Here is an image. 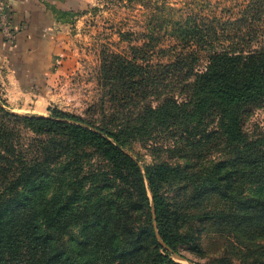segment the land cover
<instances>
[{"label":"trees","instance_id":"16d2710c","mask_svg":"<svg viewBox=\"0 0 264 264\" xmlns=\"http://www.w3.org/2000/svg\"><path fill=\"white\" fill-rule=\"evenodd\" d=\"M111 1L146 8L151 47L102 55L115 127L0 99V264H183L182 248L206 256L205 230L225 251L194 264H264V127L246 129L264 107V0L227 14ZM158 53L173 59L151 63ZM158 137L174 161L146 165L127 149Z\"/></svg>","mask_w":264,"mask_h":264},{"label":"rangeland","instance_id":"374dc122","mask_svg":"<svg viewBox=\"0 0 264 264\" xmlns=\"http://www.w3.org/2000/svg\"><path fill=\"white\" fill-rule=\"evenodd\" d=\"M43 1L56 19V25L53 26L55 48L36 46L37 60L31 62L32 54L21 51L18 56L15 38L10 41L6 37V51L0 56V99L15 113L48 115L58 109L112 129L119 121L114 115L117 113L116 102L111 100L116 89L105 81L102 55L105 51H114L131 60L134 45H142L144 51L150 50V46L144 45L149 41V36L144 32L147 31L144 24L148 19V11L111 0ZM165 1L175 8L215 9L219 14L222 11L227 14L225 11H237L241 0ZM54 6L73 13H66L65 20H58ZM11 33L14 35L13 30ZM170 44L172 42L166 41V49L170 48ZM172 59L173 55L169 53H158L150 58L151 63ZM140 63L149 64V54ZM258 126L264 127V107L255 109L246 123L248 131ZM171 144L172 141L167 137L139 139L129 143L127 149L143 164L150 165L164 159L174 161L175 158L170 156L165 147ZM81 231L80 227L73 230L68 245H78ZM207 231L202 234L207 252L204 258L187 248L181 250L184 256L174 253L173 257L183 264H194L192 259L206 261L207 258L223 254L226 239Z\"/></svg>","mask_w":264,"mask_h":264},{"label":"crops","instance_id":"0c3cea01","mask_svg":"<svg viewBox=\"0 0 264 264\" xmlns=\"http://www.w3.org/2000/svg\"><path fill=\"white\" fill-rule=\"evenodd\" d=\"M3 2L7 4L10 12V26L14 32L18 56L21 51L32 54L31 62H33L37 60L38 55L36 46L55 48L53 26L56 25V19L43 0H4ZM5 39L6 34L0 28V56L6 51Z\"/></svg>","mask_w":264,"mask_h":264},{"label":"built area","instance_id":"2783aa9c","mask_svg":"<svg viewBox=\"0 0 264 264\" xmlns=\"http://www.w3.org/2000/svg\"><path fill=\"white\" fill-rule=\"evenodd\" d=\"M10 25V12L8 6L3 1H0V28L11 41L14 40V35L11 33L12 29Z\"/></svg>","mask_w":264,"mask_h":264},{"label":"water","instance_id":"95a60500","mask_svg":"<svg viewBox=\"0 0 264 264\" xmlns=\"http://www.w3.org/2000/svg\"><path fill=\"white\" fill-rule=\"evenodd\" d=\"M177 257L181 258V256H177Z\"/></svg>","mask_w":264,"mask_h":264}]
</instances>
